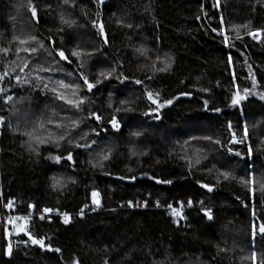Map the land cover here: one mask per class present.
<instances>
[{
	"label": "trees",
	"instance_id": "obj_1",
	"mask_svg": "<svg viewBox=\"0 0 264 264\" xmlns=\"http://www.w3.org/2000/svg\"><path fill=\"white\" fill-rule=\"evenodd\" d=\"M31 5L35 19L29 0H0V49L8 50L0 51V75L8 73L0 87L13 95L0 107V184L20 213L30 206L87 213L69 225L59 217L0 222V264H264V38L247 35L264 29V0ZM61 80L79 87L60 88ZM52 88L84 103L69 105ZM237 92L247 98L233 105ZM27 133L49 142L37 145ZM189 200L184 219L167 209Z\"/></svg>",
	"mask_w": 264,
	"mask_h": 264
},
{
	"label": "snow or ice",
	"instance_id": "obj_2",
	"mask_svg": "<svg viewBox=\"0 0 264 264\" xmlns=\"http://www.w3.org/2000/svg\"><path fill=\"white\" fill-rule=\"evenodd\" d=\"M64 2H65V3H69V0H64ZM72 2L74 3V0H72ZM103 2H104V0H99V3L102 4ZM29 9H30V11H31V13H32V17H33V19H35L36 16H37V13H36V9H35V7H33V6L31 5V0H29ZM97 15H99V13H97ZM61 19H62V21H63V17H62ZM63 22H64V23H69V24L71 23V22H69V21H63ZM93 24H94V26H95V22H93ZM213 31H217V30H216V29H213ZM99 33H100L101 35H104V28H103V25H102V24L99 26ZM247 35L251 36L253 40H261L262 38H264V29H255V30L249 31V32L247 33ZM237 38H239V37H237ZM29 39H35V37H29ZM20 43H25V41L21 40ZM105 43H107V40H106V39H105ZM224 44H225L226 46H227V44H228V37H227V36L224 37ZM24 50H25V51H28L27 48H25ZM0 51H3V52H5V53H7L8 50H7V49H0ZM32 51H35V49H32ZM71 54H72L73 56H79V55H80V52H79V51H76V50H73ZM57 55H59V57H60L61 59H64V60H67V59H68V57L65 55V52H64L63 50H59V51L57 52ZM228 59H229V62H230V61H231V56H229ZM81 66H82V65H81ZM21 71H23V69H21ZM112 71L114 72V71H115V68H113ZM111 74H112L111 72H109V73H107V74H105L104 72H101V73H100V75H101V76H105V78H107L108 76H111ZM7 75H8L7 72H5L3 75H0V80H2V79L4 78V76H7ZM80 78L83 80L84 85L87 87V89H88L89 91H91V90L95 87V84L89 82L87 76H85L83 73H81ZM16 79H17V81H19V80H20V77L17 76ZM96 83H97V84L100 83V80L97 79ZM135 83H136V84H140V83H142V82L139 81V80H136ZM57 84L59 85L60 88H63V89L71 88V89H73V90H76V89H78V87H79V85H76V84H65V82L62 81V80H61V81H58ZM255 84H256L255 77H253V87H255ZM44 87H45V88H48V85L45 84ZM0 91H3V89H0ZM51 91L55 94V96H56L57 99L64 100L67 104H69V105H73V106H75V107H77V108H78L81 104L84 103V100H83V99H80V100H77V101H73V100H71V99H66V97H65L63 94L59 93V92L57 91L56 88H52ZM204 91H207V89H204ZM244 92H245L246 94L249 93V89L245 88V89H244ZM73 94H75V91H74ZM147 95H148V98H149L150 100H152V102H153L154 104L157 103V101L153 99V94H152L151 92L147 93ZM157 95H158V94H157ZM181 95H190V94H189V93H182ZM246 98H247L246 95H245V96H242V95L239 94V92H237V93L234 94L233 97H232V104H233V105L239 104L240 101H242V100H244V99H246ZM260 98H261L262 100H264V95H261ZM11 99H12L11 96L7 97V100H11ZM172 102H173V101H172L171 99L166 100V101H164L163 103L157 104V108H162V107H164L165 105H170V104H172ZM120 103H121V104H124V103H126V102H125V101H121ZM204 105H205V107H207V105H208V101H207V100L204 101ZM110 106H111V105H110ZM116 110H117V111H121V109H119V108L116 109ZM127 110L130 111L131 109H127ZM215 111L219 112L220 109L217 108V109H215ZM92 115L95 116V118H96L97 121H100V120H101V117L98 116V115H96L95 113H93ZM146 115H147V113H146ZM157 118H159V117H157ZM2 120H3V118L0 117V121H2ZM49 122H51V121H49ZM72 124L75 125L76 122H75V121H72ZM109 124H111L112 128H113V129H116V130H118L119 127H120L119 121L117 120V118H116L115 116L112 117V119L109 121ZM42 126H43V125H41V127H42ZM57 127H59V125H57ZM229 127H231V125H229ZM246 131H247V129H245V133H246ZM133 134H134V135H137V136L140 135L139 132H136V133H133ZM27 135H28L31 139L35 140V142H36L37 145H42V144H46V143L49 142V140L41 139V138L38 137V136H33L32 133H27ZM64 138H65L64 135H60V136L58 137V140L56 141V146H57V147H59V142H58V141H59V140H64ZM49 139H51V137H50ZM206 139H211V138H210V137H206ZM233 141H234V142H243V141H236V139H235V134H233ZM69 143H71V141H69ZM216 143H219V141H216ZM88 146H89V145H77V147H88ZM29 149H30L31 151H33V152H36V151H37V148L33 147L31 143L29 144ZM250 153H251V149H249V154H250ZM236 154L239 155V153H236ZM103 158H104V159H108V156L105 155ZM54 159L56 160V162H59V161L62 159V157H60V156H55ZM66 159L69 160V161L72 160V153H71V152L68 153ZM197 163H199V160H197ZM224 176H225V178H227L228 174H227V173H224ZM121 179H123V177H121ZM132 179H135V177H133ZM156 183L171 184L172 181H171V180H159V179H157V180H156ZM246 183H252V181H246ZM260 186H261L262 189H264V183H262ZM202 187H206V188H208L209 191H211V188H210L208 185H202ZM98 195H99V194H98L97 192H93V193H92V196H93V203L96 204L97 206L99 205ZM10 204H11V201L9 202V205H10ZM188 205H189V206L192 205V201H191V200L188 201ZM128 206H129V207L132 206V202H131V201H129ZM157 206H159V203H157ZM30 207H31V206H30ZM85 207H87V205H85ZM168 207L171 208L172 206H171V205H168ZM44 211H45V212H51L52 209H44ZM202 211H203L205 217H206L209 221H211V220L213 219V217H212V215H211V210H210V209H202ZM80 214L83 215V210H81V213H80ZM62 215H63V223L68 224V223L70 222V217H69V215H68L67 213H63ZM173 216H174V217H179L180 219H184V217H183V215L181 214V212L176 211V210H173ZM40 219H44V217L41 216ZM174 222H175V221H174ZM21 230H23V229H21ZM259 233H260L262 236H264V224H261V225L259 226ZM252 234H253V237H255V235H256V229H255V226H253V233H252ZM29 239L32 240V243H33V244H37V245H39L41 248H45V247H49V248H50V246H46V245L44 244V240H43L42 238H41V239H36V238H34V237H32V236L30 235V236H29ZM50 250H51V249H50ZM10 251H11V250H10V248H9V254H10ZM55 251H56V252H60V249L57 248V249H55ZM252 257H253V261H255V253L252 254ZM74 264H78V261H74Z\"/></svg>",
	"mask_w": 264,
	"mask_h": 264
},
{
	"label": "built area",
	"instance_id": "obj_3",
	"mask_svg": "<svg viewBox=\"0 0 264 264\" xmlns=\"http://www.w3.org/2000/svg\"><path fill=\"white\" fill-rule=\"evenodd\" d=\"M0 89H3V91H0V107H1L4 99L5 98L7 99V97L12 96V94H8L7 96H5L4 87L2 84H1ZM0 196L2 198L1 205H0V207H1L0 208V222H5V223H8L9 225L13 224L17 218H22L26 222H29L33 219H37L39 221H52L55 217H59V218H61V220L63 222V215H62L63 213H67L70 217V222L68 224H65V223H63V224L69 225L70 223H72L75 214H78L79 216L82 217L84 214L87 213L86 211H83V215H81L80 214L81 211L78 213L66 212V211L59 212V211H56V210H54L50 207H46V206L40 210H35L34 206H31V208L28 212L20 213L17 210V207L15 205H13V204L9 205V201L5 200L4 195H3L2 184H0ZM171 206H172L171 208L167 207V209L171 212L172 216H173V210L179 211L182 214L184 210L193 207V205L189 206L188 204H186L184 202H179L178 204L171 205ZM141 207H145V206L141 205ZM44 209H52V211L51 212H45ZM97 209H99V206L96 205L95 210H97ZM41 216H43L44 219H40ZM176 218H179V217H176Z\"/></svg>",
	"mask_w": 264,
	"mask_h": 264
},
{
	"label": "water",
	"instance_id": "obj_4",
	"mask_svg": "<svg viewBox=\"0 0 264 264\" xmlns=\"http://www.w3.org/2000/svg\"><path fill=\"white\" fill-rule=\"evenodd\" d=\"M117 118V117H116ZM118 119V118H117ZM96 144V142H92L89 144V146L87 148H92L94 145ZM116 179H120L121 177L120 176H114ZM211 188V190L213 189V186H209ZM260 226V225H259ZM36 238V237H34ZM38 239V238H36ZM44 240V239H43ZM44 244H45V240H44Z\"/></svg>",
	"mask_w": 264,
	"mask_h": 264
},
{
	"label": "rangeland",
	"instance_id": "obj_5",
	"mask_svg": "<svg viewBox=\"0 0 264 264\" xmlns=\"http://www.w3.org/2000/svg\"><path fill=\"white\" fill-rule=\"evenodd\" d=\"M225 32V31H224ZM226 33V32H225ZM226 36H228L227 34H226ZM12 98H13V95L11 96ZM1 122V121H0ZM1 128V127H0ZM0 161H1V159H0Z\"/></svg>",
	"mask_w": 264,
	"mask_h": 264
}]
</instances>
